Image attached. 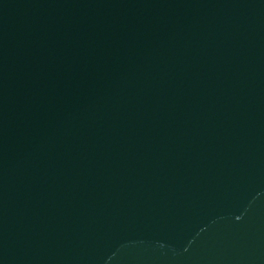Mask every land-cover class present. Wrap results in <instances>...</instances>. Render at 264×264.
<instances>
[{
    "label": "water",
    "instance_id": "obj_1",
    "mask_svg": "<svg viewBox=\"0 0 264 264\" xmlns=\"http://www.w3.org/2000/svg\"><path fill=\"white\" fill-rule=\"evenodd\" d=\"M0 264H264V0H0Z\"/></svg>",
    "mask_w": 264,
    "mask_h": 264
}]
</instances>
